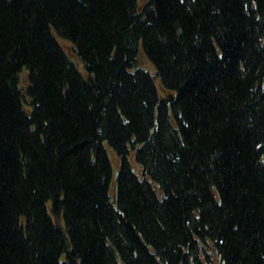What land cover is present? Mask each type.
<instances>
[{"label":"trees","instance_id":"1","mask_svg":"<svg viewBox=\"0 0 264 264\" xmlns=\"http://www.w3.org/2000/svg\"><path fill=\"white\" fill-rule=\"evenodd\" d=\"M0 264H264V0H0Z\"/></svg>","mask_w":264,"mask_h":264},{"label":"rangeland","instance_id":"2","mask_svg":"<svg viewBox=\"0 0 264 264\" xmlns=\"http://www.w3.org/2000/svg\"><path fill=\"white\" fill-rule=\"evenodd\" d=\"M79 68L80 69H84V65H83V63L81 61H79ZM110 158H111L112 161H114V159H115V158L113 159V153L112 152L110 153Z\"/></svg>","mask_w":264,"mask_h":264},{"label":"bare ground","instance_id":"3","mask_svg":"<svg viewBox=\"0 0 264 264\" xmlns=\"http://www.w3.org/2000/svg\"><path fill=\"white\" fill-rule=\"evenodd\" d=\"M112 164H113V168H114V170H115V164H116V163H115V161H114V162H112Z\"/></svg>","mask_w":264,"mask_h":264}]
</instances>
